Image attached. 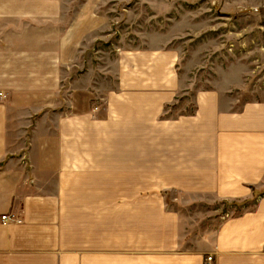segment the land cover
Instances as JSON below:
<instances>
[{"label": "crops", "instance_id": "obj_1", "mask_svg": "<svg viewBox=\"0 0 264 264\" xmlns=\"http://www.w3.org/2000/svg\"><path fill=\"white\" fill-rule=\"evenodd\" d=\"M44 1L0 0V264H264V195L204 232L184 210L264 188V102L171 114L170 56L91 85L89 16Z\"/></svg>", "mask_w": 264, "mask_h": 264}, {"label": "rangeland", "instance_id": "obj_2", "mask_svg": "<svg viewBox=\"0 0 264 264\" xmlns=\"http://www.w3.org/2000/svg\"><path fill=\"white\" fill-rule=\"evenodd\" d=\"M51 1L63 8L60 29L86 21L82 13L89 16L84 45L91 85L99 76L108 80L107 69L121 68L124 76L135 55H149L150 62L170 56L171 71L183 86L171 114L193 112V96L206 91H218L221 102L237 110L264 102V0ZM90 103L93 107L96 97L91 96ZM260 195L264 188L248 200L204 198L184 210L190 219L202 221L198 229L204 232L224 217L252 208ZM176 196L165 194L168 204L180 205Z\"/></svg>", "mask_w": 264, "mask_h": 264}, {"label": "built area", "instance_id": "obj_3", "mask_svg": "<svg viewBox=\"0 0 264 264\" xmlns=\"http://www.w3.org/2000/svg\"><path fill=\"white\" fill-rule=\"evenodd\" d=\"M7 218V215H3L2 216V219H6ZM205 264H213V258L212 256H208L206 259H205Z\"/></svg>", "mask_w": 264, "mask_h": 264}, {"label": "trees", "instance_id": "obj_4", "mask_svg": "<svg viewBox=\"0 0 264 264\" xmlns=\"http://www.w3.org/2000/svg\"><path fill=\"white\" fill-rule=\"evenodd\" d=\"M257 201H258V198L256 197V198L254 199L253 203L256 204Z\"/></svg>", "mask_w": 264, "mask_h": 264}]
</instances>
